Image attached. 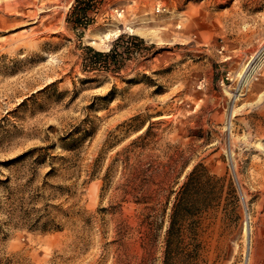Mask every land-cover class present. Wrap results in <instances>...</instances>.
<instances>
[{
  "label": "rangeland",
  "instance_id": "374dc122",
  "mask_svg": "<svg viewBox=\"0 0 264 264\" xmlns=\"http://www.w3.org/2000/svg\"><path fill=\"white\" fill-rule=\"evenodd\" d=\"M0 264H264V0H0Z\"/></svg>",
  "mask_w": 264,
  "mask_h": 264
},
{
  "label": "trees",
  "instance_id": "16d2710c",
  "mask_svg": "<svg viewBox=\"0 0 264 264\" xmlns=\"http://www.w3.org/2000/svg\"><path fill=\"white\" fill-rule=\"evenodd\" d=\"M91 51L94 52V54L102 59V58H108L111 56V54L114 52V49H112L109 53H103V52H99V51H94L93 49L90 48ZM205 170V169H204ZM203 178H207L210 179L207 171H203L202 173L196 172V169L193 170V172L189 175V178L187 180V182H185V184L181 187L179 194L176 197V204L175 206L181 207L183 205H186V203H190L192 200V193L196 192L199 190V186L202 184V179ZM202 203L201 206H208V201L203 200L201 201ZM200 206V208H201ZM178 216V214L175 212L173 214V219L171 221V225L170 228L168 230L169 236H171L174 233V229H175V218Z\"/></svg>",
  "mask_w": 264,
  "mask_h": 264
},
{
  "label": "bare ground",
  "instance_id": "6f19581e",
  "mask_svg": "<svg viewBox=\"0 0 264 264\" xmlns=\"http://www.w3.org/2000/svg\"><path fill=\"white\" fill-rule=\"evenodd\" d=\"M130 31H134V30L130 29ZM116 36H118V34H117ZM253 67H254V66H253ZM250 75H251V74L246 75V77H245V78H246V81H248L247 79L250 77ZM244 82H245V81H244Z\"/></svg>",
  "mask_w": 264,
  "mask_h": 264
}]
</instances>
